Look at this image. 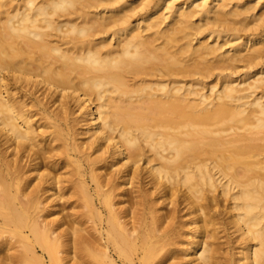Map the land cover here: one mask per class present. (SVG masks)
<instances>
[{
	"label": "bare ground",
	"instance_id": "6f19581e",
	"mask_svg": "<svg viewBox=\"0 0 264 264\" xmlns=\"http://www.w3.org/2000/svg\"><path fill=\"white\" fill-rule=\"evenodd\" d=\"M36 245L264 264V0H0V264Z\"/></svg>",
	"mask_w": 264,
	"mask_h": 264
},
{
	"label": "rangeland",
	"instance_id": "374dc122",
	"mask_svg": "<svg viewBox=\"0 0 264 264\" xmlns=\"http://www.w3.org/2000/svg\"><path fill=\"white\" fill-rule=\"evenodd\" d=\"M218 192H215V194H217ZM219 200H221L222 202H223V204L224 203H227V201L226 200H223L222 198H221V196H219ZM170 202V201H169ZM221 202V203H222ZM169 206V205H168ZM170 208H174V207H184V206H182V205H175V204H170V206H169ZM169 207H167V208H169ZM57 208H61V207H57ZM72 208V209H71ZM74 207H65V208H62V209H64L63 211H61V212H58V213H54V214H51L49 217H50V219L52 218H57V216H58V218L59 217H61L62 216V213L64 214V213H68V211H70L69 213H71L72 215H74V216H76L75 214H77V212H78V214H79V217H77V220H78V223H83V225H82V227H84V228H86V215L88 214V208L86 207H75L74 209H73ZM34 210V209H33ZM87 210V211H86ZM184 210V212H182V214H184L185 213V211H186V208L185 209H183ZM87 213V214H86ZM54 215V216H53ZM73 216V217H74ZM72 218V217H71ZM190 218H191V216H185L184 218H182V220L184 219V221L185 220H190ZM76 220V221H77ZM73 222H74V219L72 220ZM72 221H71V223H72ZM74 224V223H73ZM73 224H71V225H73ZM75 226H77V224H74ZM73 225V226H74ZM89 227H92L93 225H95V223H92V222H89L88 224H87ZM189 227L188 228H191L192 226L191 225H188ZM219 231L223 234V235H225V233H224V231L223 230H221V229H219ZM223 231V232H222ZM86 233V232H85ZM229 233V232H228ZM230 233H231V231H230ZM192 234L191 233H189V234H187L186 236V241H185V243L187 244V241H190V239L192 240V236H191ZM221 235V234H220ZM15 240H17V238L15 237L14 238ZM14 240V241H15ZM221 240H226V236L225 237H223ZM184 243V245L186 246V244ZM184 245H182L183 247H185ZM36 248H37V251L36 252H38L37 254H36V258L38 257V259H39V261H37V260H35V258H34V256H32L29 252H26V251H22L23 253H21L22 255H20V256H22L21 258H20V260L18 259V261L16 262L15 261V263L13 262L12 264H86V247L84 248V245H83V247H82V245L81 246H79V247H76L77 248V250H73L74 252H72V250H71V248H70V250H68L67 248H65V250H67V252H64V253H58V257H59V260L58 261H55L54 259L52 260L51 258H50V256H49V253L47 252V251H45V250H43L39 245H36ZM75 248V249H76ZM85 251H82V249ZM81 249V250H80ZM23 250V249H22ZM27 254H26V253ZM180 253H182V251L180 252ZM25 256H24V255ZM30 255V256H29ZM32 256V257H31ZM34 258V259H33ZM90 260V259H89ZM54 261V262H53ZM90 261H92V260H90ZM94 261H96V260H94ZM93 261V262H94ZM97 263H95V264H99L100 262H98V261H96ZM101 264V263H100Z\"/></svg>",
	"mask_w": 264,
	"mask_h": 264
}]
</instances>
